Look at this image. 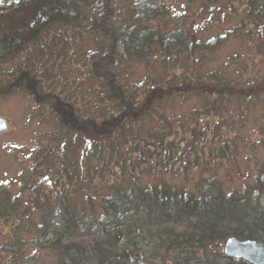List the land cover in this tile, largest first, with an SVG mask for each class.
I'll return each instance as SVG.
<instances>
[{"label": "trees", "instance_id": "16d2710c", "mask_svg": "<svg viewBox=\"0 0 264 264\" xmlns=\"http://www.w3.org/2000/svg\"><path fill=\"white\" fill-rule=\"evenodd\" d=\"M198 2L212 22H238L205 36L164 0H0V96L26 91L52 126L15 191L0 181V264L43 252L54 264H248L225 257L224 242L264 243V163L247 157L253 185L238 189L167 178L236 155L234 102L261 106L264 146V80L242 82L236 55L201 71L230 38L264 44V0ZM191 98L203 104L190 116L166 114Z\"/></svg>", "mask_w": 264, "mask_h": 264}, {"label": "rangeland", "instance_id": "374dc122", "mask_svg": "<svg viewBox=\"0 0 264 264\" xmlns=\"http://www.w3.org/2000/svg\"><path fill=\"white\" fill-rule=\"evenodd\" d=\"M172 12H183L184 23L190 32L196 29L204 31L205 36L211 34H222L224 29L236 24L238 20L230 19L221 23L212 22V11L201 12L200 3L195 1V5L184 10V0H164ZM200 11V12H199ZM219 13L220 11L217 10ZM254 47L246 38H230L221 46L208 62L202 65L201 71L220 69L229 57L236 55L238 64L245 66V79L255 80L256 82L264 80V44L257 43ZM235 56V57H236ZM234 65V64H233ZM136 74H141L143 65L140 62L133 64ZM241 82V83H242ZM236 102L229 105L225 110L228 122L227 128H230L231 135H238L239 140H235V156H228L219 162L211 161L212 167L194 166L188 173L174 174L167 176L169 180L178 187L187 188L191 191L197 190L198 180L202 182L208 177L217 176L221 180L223 189L231 190L241 188L244 184L253 185L251 178L256 166L254 161L247 160L254 157L259 163H264V146L262 138L258 136V122L263 115V110L259 104L251 106L249 109L244 106L235 105ZM199 99L191 98L181 105H174L167 109L166 114L172 117H188L191 111L202 105ZM219 103L215 102V106ZM221 104V103H220ZM219 108V106H218ZM224 109V106H223ZM222 111V109H221ZM218 111L214 118L223 117L224 112ZM45 108L38 107L24 90H17L5 96H0V118L6 123V130L0 131V181L7 182L12 190L17 188V180L24 166H28V154L32 153V148H36L42 135L48 133L51 129V121L45 120ZM203 117L198 116V119ZM202 118L201 123L205 127L210 126V121ZM212 119V118H211ZM208 120V119H207ZM212 122V121H211ZM231 123V126H230ZM201 126V125H200ZM224 123L220 132L221 138L224 137ZM207 138L210 134L206 131ZM261 138V139H260ZM251 145V146H250ZM254 145V146H252ZM217 146H214V149ZM150 180V177H144L143 182ZM150 249H145V256L149 259ZM55 255L50 252H43L36 264H54ZM153 264H159L158 260H151ZM150 264V263H147Z\"/></svg>", "mask_w": 264, "mask_h": 264}, {"label": "water", "instance_id": "95a60500", "mask_svg": "<svg viewBox=\"0 0 264 264\" xmlns=\"http://www.w3.org/2000/svg\"><path fill=\"white\" fill-rule=\"evenodd\" d=\"M5 121L0 118V131L6 130ZM223 255L248 264H264V243L256 240L228 238L223 245ZM139 264H144L140 261Z\"/></svg>", "mask_w": 264, "mask_h": 264}]
</instances>
